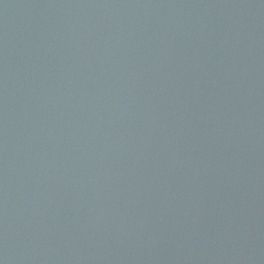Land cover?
<instances>
[{
    "label": "water",
    "instance_id": "water-1",
    "mask_svg": "<svg viewBox=\"0 0 264 264\" xmlns=\"http://www.w3.org/2000/svg\"><path fill=\"white\" fill-rule=\"evenodd\" d=\"M0 264H264V0H0Z\"/></svg>",
    "mask_w": 264,
    "mask_h": 264
}]
</instances>
